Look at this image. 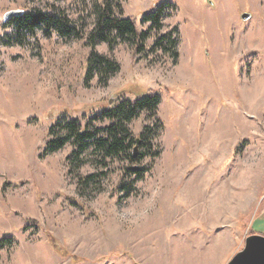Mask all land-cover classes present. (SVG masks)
I'll return each mask as SVG.
<instances>
[{
	"label": "rangeland",
	"instance_id": "374dc122",
	"mask_svg": "<svg viewBox=\"0 0 264 264\" xmlns=\"http://www.w3.org/2000/svg\"><path fill=\"white\" fill-rule=\"evenodd\" d=\"M118 1L148 31L136 53L128 40L89 45L92 0H0V264H226L264 235V0ZM165 1L150 30L143 13ZM51 5L82 38L36 29L10 41L7 12ZM165 33L176 61L154 48ZM92 50L120 65L106 82L87 74ZM148 90L156 114L141 111L130 132L163 125L142 157L76 153L73 141L42 155L59 122L104 126L99 111Z\"/></svg>",
	"mask_w": 264,
	"mask_h": 264
},
{
	"label": "trees",
	"instance_id": "16d2710c",
	"mask_svg": "<svg viewBox=\"0 0 264 264\" xmlns=\"http://www.w3.org/2000/svg\"><path fill=\"white\" fill-rule=\"evenodd\" d=\"M92 13L95 16V23L92 30L87 36L90 46L94 47L98 42L105 41L111 47L118 40L131 41L135 45V53L142 49L139 42L144 41L148 36L147 30H139L134 18L116 14V7L121 8L120 2L115 0H92ZM172 3L169 1L161 2L151 10L142 15V22H148L150 30H160L162 28L163 14L168 6ZM12 27V33L9 37L10 41L23 42L26 34L33 33L36 29H42L45 34L51 35L57 32L66 38H82V28L77 26L64 11L58 7L51 5L47 9H33L23 12L21 15L13 16L7 22ZM172 33H165L159 36L154 43V48H163L172 54L174 61L177 60L179 53L177 49V40L171 37ZM9 41V40H8ZM165 41L168 43L166 44ZM120 68L118 62L106 55H100L92 50L88 58V73L92 74L94 70L99 71L101 79L106 82L108 78ZM160 103L158 92L148 90L144 95L134 99L125 98L118 104H113L109 108H104L97 113L95 119L109 121L108 124L97 127L93 124L82 126L76 118H72L66 122H59V132L54 137L47 139L42 155H47L63 148L68 142L73 141L76 146L75 152L81 153L88 147L93 146L96 151L104 154L105 157L127 153L128 157L134 161L142 157H134L133 152H127L133 143H136L135 137L132 136L128 123L135 118L141 111H149L152 115L156 114ZM156 131L162 128L160 118L157 119ZM57 125V124H55ZM56 126H52V129ZM153 126L147 125L144 131L140 133V142L146 144V133L151 131ZM64 131L63 133H61ZM158 153L154 154V157ZM129 171L141 178L146 168L136 169L129 168ZM1 247V246H0Z\"/></svg>",
	"mask_w": 264,
	"mask_h": 264
},
{
	"label": "water",
	"instance_id": "95a60500",
	"mask_svg": "<svg viewBox=\"0 0 264 264\" xmlns=\"http://www.w3.org/2000/svg\"><path fill=\"white\" fill-rule=\"evenodd\" d=\"M20 10H12L4 15V22H7L13 16L21 15ZM250 14H242L243 18H248ZM113 99L110 100V103ZM140 144V138L136 139L133 156L137 157ZM226 264H264V235L249 234L245 238V244L242 249L236 252Z\"/></svg>",
	"mask_w": 264,
	"mask_h": 264
}]
</instances>
